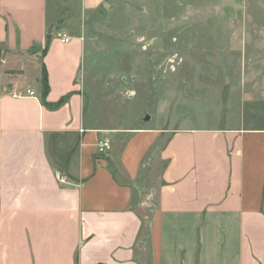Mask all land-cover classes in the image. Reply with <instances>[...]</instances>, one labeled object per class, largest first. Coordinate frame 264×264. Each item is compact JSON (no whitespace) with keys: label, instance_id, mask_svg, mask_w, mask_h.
Listing matches in <instances>:
<instances>
[{"label":"crops","instance_id":"crops-1","mask_svg":"<svg viewBox=\"0 0 264 264\" xmlns=\"http://www.w3.org/2000/svg\"><path fill=\"white\" fill-rule=\"evenodd\" d=\"M48 2L0 0V50L41 55L49 84L0 72V264H264V92L230 126H142L100 153L85 43L48 33Z\"/></svg>","mask_w":264,"mask_h":264},{"label":"rangeland","instance_id":"rangeland-1","mask_svg":"<svg viewBox=\"0 0 264 264\" xmlns=\"http://www.w3.org/2000/svg\"><path fill=\"white\" fill-rule=\"evenodd\" d=\"M48 8L52 25L85 43V119L111 148L142 126H230L264 92V0H106L94 9L49 0ZM38 56L0 50V72L42 79ZM156 165L148 188L164 168Z\"/></svg>","mask_w":264,"mask_h":264},{"label":"built area","instance_id":"built-area-1","mask_svg":"<svg viewBox=\"0 0 264 264\" xmlns=\"http://www.w3.org/2000/svg\"><path fill=\"white\" fill-rule=\"evenodd\" d=\"M58 35H59V37H61V40L64 43H69L71 38H72L68 34L62 33V32H59ZM27 93H28L29 96H35V91H32L30 89H28ZM19 95L22 96L23 93H19ZM97 147H98V150H99L100 153L106 152L107 150H109L111 148L110 140L109 139L99 140L98 144H97ZM57 176L59 177V179L61 181L65 180V177H63L58 171H57Z\"/></svg>","mask_w":264,"mask_h":264},{"label":"trees","instance_id":"trees-1","mask_svg":"<svg viewBox=\"0 0 264 264\" xmlns=\"http://www.w3.org/2000/svg\"><path fill=\"white\" fill-rule=\"evenodd\" d=\"M47 51V47L42 51V55H44ZM42 82V86H43V90L44 93L48 92L49 90V84H48V77H47V71L45 68V65H43V77L41 79ZM67 99V96L62 97L61 99H59L58 101L54 102V103H50V105L54 106V107H58L60 105H62Z\"/></svg>","mask_w":264,"mask_h":264},{"label":"water","instance_id":"water-1","mask_svg":"<svg viewBox=\"0 0 264 264\" xmlns=\"http://www.w3.org/2000/svg\"><path fill=\"white\" fill-rule=\"evenodd\" d=\"M55 32H56V29H54V25H50V27L48 29V33L52 34V33H55ZM149 119H150V116L146 115L145 120H149Z\"/></svg>","mask_w":264,"mask_h":264}]
</instances>
